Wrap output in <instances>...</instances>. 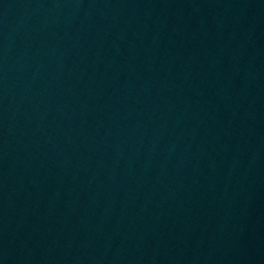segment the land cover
<instances>
[{"label":"water","instance_id":"1","mask_svg":"<svg viewBox=\"0 0 264 264\" xmlns=\"http://www.w3.org/2000/svg\"><path fill=\"white\" fill-rule=\"evenodd\" d=\"M0 264H264V0H0Z\"/></svg>","mask_w":264,"mask_h":264}]
</instances>
